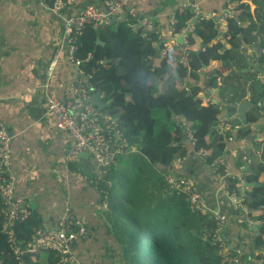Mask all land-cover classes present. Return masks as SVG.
Masks as SVG:
<instances>
[{
	"label": "trees",
	"instance_id": "1",
	"mask_svg": "<svg viewBox=\"0 0 264 264\" xmlns=\"http://www.w3.org/2000/svg\"><path fill=\"white\" fill-rule=\"evenodd\" d=\"M229 1L241 3L243 10L239 16H226L219 39L216 23L198 17L187 29L195 12L189 7L174 11L172 33L185 29L187 45H198L188 53L187 64L171 51L160 56L158 30H148L142 37L139 30L128 28L125 20L97 29L86 24L75 39L74 55L82 60L81 67L89 75L91 92L100 91L107 102L103 111L113 116L117 128L135 148L114 154L97 183L105 192L104 214L117 241L120 264H229L218 244L211 241L217 225L214 215L209 210H192L188 196L171 189L165 180L175 159L197 155L208 166L226 153L227 137H251L250 124L264 119V112L250 108L244 125L228 118L230 126L237 125L238 129L218 133L221 105L210 100L203 104L199 94L202 86L197 82L206 77L209 85L228 96L225 91L234 78L248 73L242 71L245 58L240 45L250 42L258 22L259 31L264 29V16L250 11L244 0ZM97 36L103 44L96 43ZM89 52L91 56L85 60ZM169 57H173L174 66L169 65ZM225 75L227 83L223 82ZM250 88L251 103L264 99V84L251 80ZM188 131L191 143L186 137ZM255 144L262 149L259 158L253 157L252 171L245 176L248 182L264 181V144ZM241 155L235 162L237 167L243 165ZM214 173L223 176L225 164L219 163ZM239 182L238 175L226 177L225 189L231 198H242L246 207V212L241 208H235V212L258 221L254 243L262 252L253 256L264 264V185L248 187L242 196ZM4 220L0 211V264H58L59 254L52 250L25 253L17 259L7 240ZM39 227L32 214L17 221L13 229L18 245L24 247Z\"/></svg>",
	"mask_w": 264,
	"mask_h": 264
},
{
	"label": "crops",
	"instance_id": "2",
	"mask_svg": "<svg viewBox=\"0 0 264 264\" xmlns=\"http://www.w3.org/2000/svg\"><path fill=\"white\" fill-rule=\"evenodd\" d=\"M244 1L250 11L259 14L258 17L264 16L262 0ZM46 3L44 6L41 0H0V122L10 136L9 169L16 179L15 192L24 198L29 216L32 214L37 218L39 228H51L60 218L85 221L87 232L73 243L69 264H120L117 241L104 214L106 207L102 206L104 192L97 186L104 171L90 155L89 162L78 156L70 157L73 138L56 127L55 117L47 108L49 96L64 97L65 92L76 84L78 74L74 64L67 60L65 51L61 50L52 75L49 78L45 75L48 62L62 45V24L51 11V3ZM85 3L86 0H74L73 6L79 9ZM187 7L195 12V17L202 14L213 19L219 18L224 11L239 16L243 10L241 3L229 0H129L127 10L149 16L158 23L161 40L171 41L168 33L170 16L176 9ZM259 25L258 22L256 31L251 33L250 42L240 45L245 58L242 71L248 73L236 75L225 91L236 105L242 101L251 102L253 76L264 84V75L248 71L247 61L258 59L259 67L264 70V29L260 32ZM217 26L220 32L221 24L217 22ZM179 37L176 35L174 40L181 45ZM189 46L192 50L198 47L197 44ZM204 70L202 68L200 72L204 73ZM197 84L202 86L199 94H204L205 98L218 101L222 107L230 103L228 96H222L216 86L209 85L206 77ZM260 104L264 108V99ZM229 113L227 116L222 109L220 111L222 117L237 119L235 108L230 106ZM247 113L248 110L246 116ZM263 122L260 117L258 122L251 124V137L232 136L228 140L226 153L222 156L228 177H240L242 173L246 176L252 171L253 157L259 158L262 149L260 144L258 148L255 146L257 135L264 144ZM105 135L108 143L114 146L117 142L114 132L107 131ZM132 149L135 150L134 146ZM239 155L244 161L242 167L235 165ZM168 169L192 178L203 197L205 210L224 216L222 237L229 248L242 250L244 259L241 264H262V259L253 256L261 250L254 243L259 223L254 217L235 212L232 198L219 186L222 177L192 154L186 160L175 159ZM253 225H256L257 232ZM43 255L42 252L39 257Z\"/></svg>",
	"mask_w": 264,
	"mask_h": 264
},
{
	"label": "built area",
	"instance_id": "3",
	"mask_svg": "<svg viewBox=\"0 0 264 264\" xmlns=\"http://www.w3.org/2000/svg\"><path fill=\"white\" fill-rule=\"evenodd\" d=\"M41 1L43 5L46 6V0ZM128 2L129 0H101L98 3L86 2L78 9L73 6L74 0H53L51 6V11L62 24V45L59 50L55 51L48 62L45 68V75L47 78L52 75L53 69L59 58V53L61 50H64L67 60L72 62L75 66L78 79L76 84L65 92L64 97L50 95L47 108L55 117L56 127L68 132L73 138V145L70 148V157L76 158L79 152L86 150L93 158L95 164L101 167L104 172L109 160L114 154L128 153L133 149L123 136V133L117 128L114 118L87 101L91 93L88 81L89 75L86 74L81 67L82 60L74 55L76 48L75 39L82 33L83 27L86 24H91L97 29L110 22L125 20L126 26L131 30H139L142 37L148 30H158L161 40L158 23L149 16H140L127 10ZM230 15H232V11H224L217 19H213L210 15L204 16L202 14L199 17L216 24L217 22L221 24L220 32L217 36L219 39L226 27V16ZM173 23L174 20L172 15L170 16L168 27V33L172 37V40H161V46L159 48L160 56L165 57L168 51H171L175 58L183 64H187V55L192 49L187 45L185 29H182L178 33H172L171 26ZM191 27L192 25L188 26L187 29ZM176 35H183V46L175 42L174 39ZM90 56V52L87 53L85 60L89 59ZM173 57L168 58V63L171 66H174ZM200 96L202 97V103H207L209 99L205 98L204 94ZM219 108L222 109V106ZM218 118L219 122L216 127L218 133L235 131L238 129L237 125L234 127L230 126L229 117H222L219 115ZM107 131L109 133L114 132L117 137V142L114 146H111L106 139L105 132ZM186 137L190 140V143L193 141L189 131L186 133ZM227 139L231 140L232 136L227 137ZM259 139L261 138L259 137ZM108 156L110 159H108ZM10 158V136L6 126L0 122V204L2 205L0 211L4 214V231L7 233V240L10 247L19 260L22 259L25 253L35 254L42 250H52L59 254L58 264L68 263L70 249L73 243L78 237L84 236L87 232L85 221L81 218L73 217L60 218L57 220L55 226L51 228L37 229L24 247H20L13 225L17 221L27 219L29 211L26 208L24 198L15 192L16 179L9 169ZM219 163H222V158H216L213 162L208 164V166L214 172ZM221 177L219 186L225 189V181L228 175L225 173ZM100 178L101 175L99 176V180ZM165 180L171 189L175 190L177 193H183L188 196V201L192 210L201 213L205 212V202L200 192L195 189L192 178L186 175H178L169 172L165 176ZM103 195L102 206L106 207L105 192ZM231 201L234 208H241L244 212L246 211V207L242 204V198H232ZM213 215L217 220V225L211 233V241L218 244L220 252L223 253L224 258L229 264H241L242 250L240 248H229L222 237L224 216L218 213H214ZM259 252H262V249Z\"/></svg>",
	"mask_w": 264,
	"mask_h": 264
},
{
	"label": "water",
	"instance_id": "4",
	"mask_svg": "<svg viewBox=\"0 0 264 264\" xmlns=\"http://www.w3.org/2000/svg\"><path fill=\"white\" fill-rule=\"evenodd\" d=\"M46 1H49L52 5L53 3V0H46ZM197 20V17H193L192 20L190 21V25H194V23L196 22ZM182 37L183 35H180L179 39H178V42L179 43H182ZM96 43L98 44H103V41L100 40L99 36L96 37ZM254 51H256V48H254ZM259 48L257 49V53L259 52ZM197 52V51H196ZM260 55V54H259ZM248 61V65H249V69L248 71H255L257 73H260L262 75H264V70L261 69L258 65V59L254 60V61ZM203 68H205V66H203ZM252 68V69H251ZM172 72H174V69L172 70ZM88 102H91L94 106H96L99 110H104L105 107H106V104L107 102L103 101L102 98H101V94H100V91L99 90H94L92 91L90 94H89V97L87 99ZM230 103L228 105H224L222 107V111L225 115L227 116H230V113H229V107H233L236 109V113H235V117L246 123L247 119H246V112L247 110H249L250 108H255L257 109L260 113H263L264 112V108L263 106L259 103H256V104H253L249 101H242V103H240L239 105H236L233 101L232 98L229 99ZM218 101H215V103H217ZM78 157L80 158H83L85 160L88 161V157H89V154H88V151L86 150H83L81 152H79L77 154ZM108 159H110V157L108 156ZM89 162V161H88ZM245 168L247 171H249V166L247 165V163L245 162ZM99 169H101V167H99ZM240 178H241V193H242V196H245L246 193H245V189L247 187H256V186H262L264 185V181H258V182H248L246 179H245V173H242L240 175ZM253 229L255 230V232H257L256 230V225H253L252 226ZM65 264H68V263H65Z\"/></svg>",
	"mask_w": 264,
	"mask_h": 264
},
{
	"label": "rangeland",
	"instance_id": "5",
	"mask_svg": "<svg viewBox=\"0 0 264 264\" xmlns=\"http://www.w3.org/2000/svg\"><path fill=\"white\" fill-rule=\"evenodd\" d=\"M261 7H262V5H261ZM261 7H260V8H261ZM263 11H264V9H263ZM227 77H228L227 75L224 76V80H223L224 83H227V81H226V80H227ZM251 80H253V81H257L256 79H254V76H253V79H251ZM259 136H260V135H257V136H256V137H257V138H256V141H257L256 143H259V142L261 143V142H263V140L259 139ZM126 162H127V161H126ZM127 164H128V162H127ZM142 244H143V243H142Z\"/></svg>",
	"mask_w": 264,
	"mask_h": 264
},
{
	"label": "clouds",
	"instance_id": "6",
	"mask_svg": "<svg viewBox=\"0 0 264 264\" xmlns=\"http://www.w3.org/2000/svg\"><path fill=\"white\" fill-rule=\"evenodd\" d=\"M250 126H251V124H250ZM262 146V145H261ZM240 178V177H239ZM241 179V178H240Z\"/></svg>",
	"mask_w": 264,
	"mask_h": 264
}]
</instances>
